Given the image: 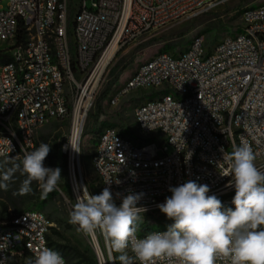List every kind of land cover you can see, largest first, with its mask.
Returning a JSON list of instances; mask_svg holds the SVG:
<instances>
[{
	"label": "built area",
	"instance_id": "built-area-1",
	"mask_svg": "<svg viewBox=\"0 0 264 264\" xmlns=\"http://www.w3.org/2000/svg\"><path fill=\"white\" fill-rule=\"evenodd\" d=\"M4 1L0 160L35 150L39 129L66 120L69 134L61 152L75 203L77 196L89 192L83 164L85 127L117 56L166 26L233 0H78L71 28L70 0ZM241 28L213 47L197 36L183 52L157 53L112 87L105 99L111 107L139 90L167 91L135 105L140 143L112 126L98 134L93 170L101 191L110 188L117 206L129 193H138L142 198L137 206L147 209L141 215L158 213V205L171 196L169 188L189 180L208 185L209 195L234 192L223 156L241 140L251 145L256 165L264 168V2L243 9ZM53 227L38 211L1 224L0 264L24 253L34 258L42 247L54 250L49 244ZM87 239L97 264H115L100 231ZM17 247L23 250L14 253ZM132 264L139 262L133 259Z\"/></svg>",
	"mask_w": 264,
	"mask_h": 264
},
{
	"label": "clouds",
	"instance_id": "clouds-1",
	"mask_svg": "<svg viewBox=\"0 0 264 264\" xmlns=\"http://www.w3.org/2000/svg\"><path fill=\"white\" fill-rule=\"evenodd\" d=\"M69 144L79 152L70 139ZM50 150L51 145L41 142L4 173L2 180H11L13 172L19 170L26 177L20 194L30 193L34 181L45 195L56 190L61 169L44 166ZM223 159L229 168V186L235 190L234 207L225 208L216 195L208 194V185L189 180L170 187L171 196L158 205L173 223L166 231H152L141 238V213L147 211L137 206L142 194L129 193L117 206L110 188L105 187L98 195L83 192L77 196L69 223L90 237L100 231L109 248L119 254L120 264H132L133 259L139 264H264V168L256 165L255 153L245 140L231 152H224ZM0 187L7 188V184L0 183ZM3 240L8 241V237ZM27 264L66 262L58 251L42 247Z\"/></svg>",
	"mask_w": 264,
	"mask_h": 264
},
{
	"label": "rangeland",
	"instance_id": "rangeland-1",
	"mask_svg": "<svg viewBox=\"0 0 264 264\" xmlns=\"http://www.w3.org/2000/svg\"><path fill=\"white\" fill-rule=\"evenodd\" d=\"M77 2L78 0H70V28L77 9ZM263 2L264 0H233L229 4L220 6L213 11L200 14L196 17L177 21L176 23L166 26L154 33L148 41L142 45L120 53L114 61L112 68L120 63V68L127 65V68L119 77V81L125 80L134 72L137 65L141 62L160 52H167L170 54L183 52L190 46L192 40L197 36H203L206 46L213 47L224 36L237 35L241 33V13L243 9L250 6H257ZM6 6L7 2L0 0V7L5 8ZM110 81L111 77L109 75L89 114L82 139L84 155L83 164L86 179L85 184L89 193L92 195H98L102 192L99 180L94 173L91 160L92 153L98 144V134L102 131V129L112 126L121 132L128 133L127 137L140 143L143 138L134 121L133 112L135 105L137 102H141L145 99L153 100L162 93H167V91L163 92L156 89L139 90L131 93L116 107L109 106L106 100H104L102 103L103 113L96 121L93 117L96 113V102L105 91ZM68 134L69 123L66 120H54L38 130L36 133V140L40 136H47L49 137L50 145L57 147L59 151H61V144L63 140L68 137ZM168 153H172V148H169ZM22 158V155H17L0 161V169H3L0 177V183L7 184V188L0 187V204L4 203L9 207L8 215L16 214L15 210L24 212L38 211L45 214L54 224V228L57 229L61 235L60 239L51 232L50 237L54 242L76 248L97 262L93 250L88 242L87 235L78 231L76 225L69 223V213L72 206L75 204L72 196L68 198L60 192V188L58 187L56 189L58 194L55 195L49 203L41 207L42 200L49 193L45 195L37 182L34 181L32 183V191L30 193L20 194L19 190L21 183L26 177L22 175L19 170L13 172L11 180H2L3 174L8 172L10 169H13L16 164L20 163ZM62 165L64 166L62 169L65 170L61 173L62 178L59 183L64 184V179L68 180L66 158L65 163L63 162ZM234 195L235 191L226 193L220 197H224V200L227 202L224 205L230 206L229 204H231V200ZM231 206L233 205L231 204ZM141 216H144V221L140 224V235L152 231L167 229V227L171 224L169 220H160L161 216H165L161 211L152 215ZM22 250L23 249L21 247H17L13 250V252L17 253ZM30 258L31 257L29 256L26 260H29Z\"/></svg>",
	"mask_w": 264,
	"mask_h": 264
},
{
	"label": "trees",
	"instance_id": "trees-1",
	"mask_svg": "<svg viewBox=\"0 0 264 264\" xmlns=\"http://www.w3.org/2000/svg\"><path fill=\"white\" fill-rule=\"evenodd\" d=\"M70 22H71V17H70ZM120 66H121V63L116 65L114 68L111 69L110 74H109L111 77V81L109 82L107 88L105 89V91L102 93V95L99 97V99L96 102V113L93 116L96 121L99 119V117L103 113V110H102L103 101L106 99L108 93L110 92L112 87L115 85V83L119 80V77L121 76V74L127 68V65H124L122 68H120ZM121 133L125 136L128 135V133H125V132H121ZM41 142H44V143H47L50 145L49 137L40 136L36 140L35 148H37ZM63 162L65 163V156L62 154L61 151H59V149L57 147H54L51 145V150H50L49 155L46 157V159L44 161V166L45 167H51V168H59V169H61V173H63L65 170V169H62L64 167L62 165ZM2 170L3 169H0V177L2 175ZM64 180H65L64 184L59 183L60 192L63 193L68 198H70L71 197V191H70L69 183H68L67 179H64ZM57 194H58V192L56 190L47 194L46 197L42 200L41 207H43L47 203H49V201L51 199H53V197ZM219 199L223 202L224 197H219ZM224 207L228 208V207H234V206L224 205ZM8 208L9 207L6 204H4V203L0 204V225L3 224L4 222H6L7 220H9L10 218H12L13 216H17V215L25 213L24 211L15 210L16 214L8 215ZM160 220H169V219L165 216H161ZM169 222L173 223V221H171V220H169ZM51 232L55 236H57L58 238L61 239V235L57 231V229H55L53 227L51 229ZM49 244L52 248H54V250L58 251L64 257L67 264H97V262H95L92 258L88 257L85 253L80 252L78 249L70 247L68 245L58 244V243L54 242L50 236H49ZM112 255H113V259H114L115 264H120V262L117 258L119 254H116L112 251ZM29 256H30L29 253H24L22 256H15L12 258L10 264H27L28 260H26V259Z\"/></svg>",
	"mask_w": 264,
	"mask_h": 264
},
{
	"label": "bare ground",
	"instance_id": "bare-ground-1",
	"mask_svg": "<svg viewBox=\"0 0 264 264\" xmlns=\"http://www.w3.org/2000/svg\"><path fill=\"white\" fill-rule=\"evenodd\" d=\"M77 140H78V138L76 139V143H77Z\"/></svg>",
	"mask_w": 264,
	"mask_h": 264
}]
</instances>
